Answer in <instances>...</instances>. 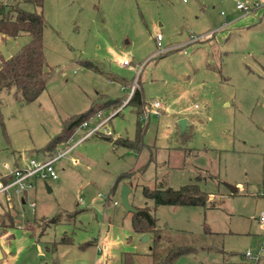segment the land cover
Segmentation results:
<instances>
[{
	"label": "rangeland",
	"instance_id": "1",
	"mask_svg": "<svg viewBox=\"0 0 264 264\" xmlns=\"http://www.w3.org/2000/svg\"><path fill=\"white\" fill-rule=\"evenodd\" d=\"M4 1L43 13L51 75L33 101L0 93V172L4 162L49 155L43 148L63 120L92 104L117 101L96 109L118 113L104 125L111 136L96 132L54 162L50 191L38 181L24 203L0 199V264H151L153 235L132 229L122 184L132 206L153 213L163 247L194 248L175 264H246L244 251L259 248L264 260V7L246 26L235 7L260 0ZM29 39L0 34V46L14 54ZM132 84L142 110L157 100L159 114L143 121L122 103ZM186 183L205 193L204 204L155 206L143 195V187Z\"/></svg>",
	"mask_w": 264,
	"mask_h": 264
},
{
	"label": "trees",
	"instance_id": "2",
	"mask_svg": "<svg viewBox=\"0 0 264 264\" xmlns=\"http://www.w3.org/2000/svg\"><path fill=\"white\" fill-rule=\"evenodd\" d=\"M37 5H42L43 0H29ZM5 10L2 12L1 8ZM44 27L45 18L42 12L28 10L19 5L18 2H8L0 0V34L3 37H16L27 33L30 39L22 45L20 49L11 54L9 58H4L0 52V93L2 91L12 92L15 99L21 102H30L35 100L43 92L47 81L51 75L47 68V62L44 53ZM86 66L90 63L85 62ZM142 97L140 88H134L125 104H130L137 108V116H141ZM117 101L107 100L102 105L92 104L86 110L69 116L63 120L61 130L46 144L43 148L44 154L51 155L61 143L68 140L73 134L78 124L96 112L99 107L115 105ZM98 108V109H96ZM118 111L115 112L117 114ZM114 114V115H115ZM138 130V136L140 134ZM140 139L117 138L113 142L127 147H138ZM141 168V167H140ZM127 172L118 175L119 178L129 177ZM143 195L153 201V204L168 205H200L206 200L205 193L202 192L196 183H186L177 188L158 185L152 189L143 187ZM135 207V206H134ZM131 212V226L135 232L142 234L151 233L153 235V245L150 249L151 264H175L176 258L192 249L193 247L184 245H172L163 247L160 243L162 237L158 234L155 218L149 207H135ZM72 216V213L69 214ZM16 215H9L8 222L4 226L13 225ZM55 219V218H53ZM64 240H67L64 238Z\"/></svg>",
	"mask_w": 264,
	"mask_h": 264
},
{
	"label": "built area",
	"instance_id": "3",
	"mask_svg": "<svg viewBox=\"0 0 264 264\" xmlns=\"http://www.w3.org/2000/svg\"><path fill=\"white\" fill-rule=\"evenodd\" d=\"M235 7L242 11L241 14H246L259 7H264V0L255 2L252 5H247L242 2H236ZM160 34H156L157 44L159 45ZM123 64H127V60L122 61ZM134 89V84L131 85V91ZM127 99V98H126ZM126 100L123 102L125 103ZM160 103L157 100H153L147 109L144 110L140 119L145 121L149 114H159ZM120 106L117 108L119 110ZM115 113L104 114V110H97L91 114L88 118L82 120L76 130H82L83 132L75 142L71 145H64L61 148H56L51 155H44L43 157L30 156L23 158L21 161L16 160L13 164L7 162L3 163L4 171L0 172V199L2 201L10 200L12 197L17 195L19 198H25L26 194L35 189L38 181L47 182L49 180L57 179L58 175L54 167V162L68 153V150L76 143L84 140L88 136L96 132H101L106 136H111L112 132L104 126L109 118ZM93 122V123H92ZM73 135V134H72ZM71 138V137H70ZM113 203H116L114 201ZM31 207L35 206L33 201L29 202ZM258 220L264 229V211H262ZM99 250L100 248L96 246ZM101 250V249H100ZM246 258V264H264L261 260V248L257 251L248 249L243 253Z\"/></svg>",
	"mask_w": 264,
	"mask_h": 264
},
{
	"label": "water",
	"instance_id": "4",
	"mask_svg": "<svg viewBox=\"0 0 264 264\" xmlns=\"http://www.w3.org/2000/svg\"><path fill=\"white\" fill-rule=\"evenodd\" d=\"M5 10L4 7L1 8V11L3 12ZM0 52L1 54L4 56V58H9L10 57V52L6 49L5 44L0 46ZM180 131L183 132L185 127H186V122H185V118H179L177 121ZM50 189V188H48ZM230 189L232 191L236 190L235 186H230ZM130 191V188L126 185V184H122L120 187V191H119V199H120V204L121 206L124 208L125 211H130V212H134L136 210V208L134 206H132L127 198V195ZM21 217V216H20ZM143 238L146 239L147 235L144 234ZM3 254L0 250V259L2 258Z\"/></svg>",
	"mask_w": 264,
	"mask_h": 264
},
{
	"label": "crops",
	"instance_id": "5",
	"mask_svg": "<svg viewBox=\"0 0 264 264\" xmlns=\"http://www.w3.org/2000/svg\"><path fill=\"white\" fill-rule=\"evenodd\" d=\"M239 17H241L242 19L240 20V22L239 23H241V24H243V25H241V26H246L247 24H250V23H252L253 21H254V19H255V9L254 10H252L251 12H249V13H246V14H240V16ZM237 23V22H236ZM236 23H234L233 25H235ZM226 25V23L225 24H223L221 27H223V26H225ZM227 25H230V24H227ZM215 32V30L213 31V33ZM211 38H213V35L211 36ZM210 38V39H211ZM126 100V99H125ZM124 100V101H125ZM123 101V102H124ZM122 102V103H123ZM159 113H160V111H159ZM86 139V138H85ZM43 184V183H42ZM44 186L46 187V189L48 190V191H50L51 190V187H50V185H49V183H48V181L47 182H45L44 183ZM36 188V187H35ZM48 188H50V189H48ZM130 192V191H129ZM20 200H21V202H26V197L25 198H20ZM114 204H116V203H114ZM0 211H1V209H0ZM18 218H22V217H20V216H18ZM262 257V256H261ZM264 259V258H263ZM262 260V259H261ZM264 261V260H263Z\"/></svg>",
	"mask_w": 264,
	"mask_h": 264
}]
</instances>
